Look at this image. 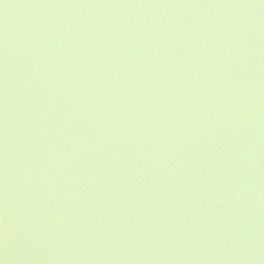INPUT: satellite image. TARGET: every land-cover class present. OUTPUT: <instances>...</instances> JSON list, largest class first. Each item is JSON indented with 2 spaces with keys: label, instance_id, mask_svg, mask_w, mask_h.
I'll use <instances>...</instances> for the list:
<instances>
[{
  "label": "water",
  "instance_id": "obj_1",
  "mask_svg": "<svg viewBox=\"0 0 264 264\" xmlns=\"http://www.w3.org/2000/svg\"><path fill=\"white\" fill-rule=\"evenodd\" d=\"M3 264H264V0H0Z\"/></svg>",
  "mask_w": 264,
  "mask_h": 264
},
{
  "label": "snow or ice",
  "instance_id": "obj_2",
  "mask_svg": "<svg viewBox=\"0 0 264 264\" xmlns=\"http://www.w3.org/2000/svg\"><path fill=\"white\" fill-rule=\"evenodd\" d=\"M0 264H3V261H0Z\"/></svg>",
  "mask_w": 264,
  "mask_h": 264
}]
</instances>
